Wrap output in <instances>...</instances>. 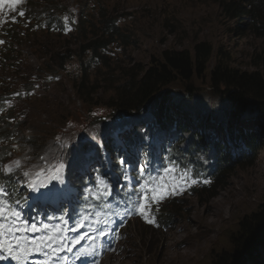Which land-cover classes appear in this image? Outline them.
Instances as JSON below:
<instances>
[{
  "label": "rangeland",
  "instance_id": "obj_1",
  "mask_svg": "<svg viewBox=\"0 0 264 264\" xmlns=\"http://www.w3.org/2000/svg\"><path fill=\"white\" fill-rule=\"evenodd\" d=\"M41 1L20 0L16 3L14 0H0V58L4 57V65L0 63V75L5 81L4 87L0 83V96H3L2 93L5 95L7 87L11 92L9 98L0 100V117L10 108L17 117L16 121H23L22 128L28 129L27 134L34 144V148L24 151L23 147L18 146L19 142L14 144L15 147H8L0 137V174L5 175L3 170L11 166L13 174L9 177L16 181V187L21 190V198L18 199L12 196L11 190L0 185L5 192L0 196V202H3L6 217L5 220L0 219V223L9 224V213L14 212L18 216L11 222H24L27 231L25 236L3 231V236L6 235L13 244H32L28 253L33 257L34 264H44L40 245L60 249L62 242H68L74 251L81 249L99 253L104 258L103 264H211V260L231 254L232 242L235 243L240 237L241 222L264 206V145L252 164L242 167L233 162L230 170L216 180L211 177L197 182L189 169L166 165L146 183L148 199L141 201L140 196L137 205H147L152 201L153 188L159 189L161 195L166 191V198L158 203L153 202L149 211L138 215L137 220L128 222L122 229H102L106 233L103 237L100 232L79 230L83 225L69 229L66 227L67 220L61 224L62 228L57 222L42 220L37 209L41 212L47 209L58 211L59 205L71 201L69 198L77 188L75 177L83 175L79 168L88 158L102 159L100 166H106L107 154L99 140L107 137L116 141L117 133L122 132L125 122L120 124L122 120H115L102 107L89 111L77 100L70 81L71 74L79 75L78 59L74 61V68L60 73V79L55 83L53 80L57 76L49 74L47 80L52 83L45 84L39 69L46 64L44 51L67 44L62 39H71L77 32L68 28V21L76 19L75 10L80 6L86 16L90 11L101 8L116 17L126 15L119 19L128 40L111 44L105 52L112 61L118 60L124 64L131 61L147 64L152 56L157 57L164 50H189L193 44L204 41L209 42L216 53L218 49H224L230 55L232 68L251 72V57L254 52L260 51V47H264V28L257 23L260 32L256 34L249 29L252 24L250 20L245 19L246 22L238 23L239 26L246 24L244 29L231 30L236 25L227 21L221 10L217 9V0H64L63 9L59 14L50 16L51 24L47 27L45 16H27L29 11L38 14ZM60 20L62 26H59ZM97 24L95 13H92V19L85 28L83 22L79 21L77 29L82 28L81 38L70 43L74 52L78 53L83 45L82 40L90 36V27ZM8 30L13 33L8 35ZM4 46H8L7 49ZM40 46L43 47L37 51ZM45 46L48 48L45 49ZM86 57L81 56L82 60ZM95 68H100L96 71L98 73L88 76V83L98 87L95 92L98 97L92 101L106 102L112 94L109 86H116L121 81H116L117 76L107 75L112 66L105 69L101 68V63L95 62ZM29 81L30 86H26ZM190 84L197 93L192 102L185 99L183 87L176 83L169 87L175 95L168 96V103L172 101L180 109L190 108L192 116H202L206 109L213 115L215 108L227 107L223 103L224 96L207 85L196 80ZM177 108H171V113L181 115L182 111ZM187 119V126L196 130L192 124H188ZM7 121L14 124V120ZM2 123L0 121V128ZM244 127L259 134L264 133V124L254 119L245 123ZM10 128L13 129V125ZM80 143L87 145L83 147ZM65 144L66 148L63 147ZM15 161H20L18 169ZM135 164L139 169L146 166L143 159H137ZM59 165L63 166L56 172L54 169ZM25 171L29 173L27 177L23 175ZM109 173L112 181L113 173L110 170ZM123 180L130 190L132 178L126 176ZM33 185L36 188L34 191ZM214 186L218 187L211 195L198 196L205 188ZM173 190L175 194H172ZM49 191L55 192V195H43ZM171 203L174 209L166 213L163 205ZM159 218L164 226L157 223ZM149 219L155 223H149ZM140 226L151 229L149 239L148 235L146 237L140 233ZM103 244L108 247L99 251ZM53 255L58 254L53 251ZM55 262L63 263L64 259L59 257Z\"/></svg>",
  "mask_w": 264,
  "mask_h": 264
},
{
  "label": "trees",
  "instance_id": "obj_2",
  "mask_svg": "<svg viewBox=\"0 0 264 264\" xmlns=\"http://www.w3.org/2000/svg\"><path fill=\"white\" fill-rule=\"evenodd\" d=\"M41 2L38 14L32 11L30 16L33 18L45 16L47 27H50V16L53 13L59 14V11L63 9L64 0H42ZM216 3L217 9L221 10L227 21L234 22L236 25L231 30L244 29L246 24L239 26L238 23L245 19L250 20L252 24L249 29L254 30L256 34L260 32V27L264 28V0H217ZM92 13H95L98 24L90 27L91 31L88 33L90 36H85L78 53L74 52L70 48V43L73 40L77 42L81 38L79 35L82 28L77 29L79 21L83 22L85 28L92 19ZM75 14L76 19H70L68 27L77 32L71 36L72 40L62 39L67 44L63 43L43 52L46 64L43 68L40 67L39 73L41 78H44L45 84L52 83L51 80H47L49 74L57 76L53 80L55 83L60 79V73H67L74 68V61L78 59L79 75L71 74L70 81L77 100L89 111L102 107L110 112L115 120H122L120 124L125 122L122 132L117 133L120 144L116 142L108 145L112 141L107 137L99 140V143L109 147V162L115 175H122L124 170L121 167L132 166L139 155L144 156L145 164L152 160L151 157L155 160L164 159L170 163L181 164L190 156L189 163L195 166L197 174L203 170L202 164L205 167L203 175L197 177L198 182L211 177L216 180L218 176L230 170L233 162L243 167L255 161L264 145V133L253 132L246 129L244 125L250 123L252 119L264 124V47H260V51L254 52L251 57L253 68L251 72L232 68L230 55L224 49H218L216 53L213 46L204 41L193 44L189 50L178 52L164 50L157 57L152 56L147 64L134 61L124 64L125 62L120 63L118 60L112 61L105 52L111 44L119 41L124 43L128 40L119 19L125 18L126 15L121 14L116 17L117 15L108 14L101 8L98 11H90L86 16L81 6L75 10ZM58 23L62 26L61 20ZM257 23L260 27L256 25ZM12 33L11 30L7 31L8 35ZM8 46L4 48L7 49ZM42 47H38L37 51H40ZM46 48L48 47L45 46ZM82 55L84 57L87 55V59L82 60ZM3 60L4 57L0 58V63ZM212 61H214L213 64H211ZM95 62L101 63V68L105 67V69L112 66L107 75L117 76L116 81H121L116 86L112 84L109 86L112 88V94L106 102L92 101L98 97L95 93L98 87L95 88L94 84L88 83V76L100 69L95 68ZM192 80L202 82L217 94L223 95L225 98L223 103L227 107L222 106V109L214 110L212 108L211 110L215 111L213 115H210L209 110L206 109L202 116H192L190 108L180 109L174 102L168 103V96L175 95L169 87L176 83L183 87L182 95L185 99L189 103L192 102L197 95L195 89L190 86ZM0 83L4 87L5 81L1 75ZM30 84V81L26 82V86ZM4 93L5 95L2 93L3 96H0V100L9 98L11 95L8 87ZM171 108L180 109L181 115L172 114ZM3 116L0 117V121H3L0 137L5 141L4 143H7L5 145L15 147L14 144L19 142L18 146L23 147L24 151L34 148L27 134L28 129L22 128L23 121L18 123L17 117L10 108ZM186 118H189L188 124L194 127L203 124L205 134L201 136L195 129L187 126ZM8 119L14 120V124L7 121ZM12 125L13 129L10 128ZM141 128H143L142 132L139 131ZM258 128L262 129L263 126ZM208 132L213 133L210 141ZM217 135L224 137L223 145L220 144L221 139ZM80 144L83 147L87 145V143ZM66 145L63 147L66 148ZM124 160L127 163L121 164ZM188 165L186 163V167ZM127 172L131 174L134 181L142 180L144 173H147V171L141 173L138 166L131 167ZM99 176L105 179L107 177L102 172ZM94 178L97 177L79 178L80 183L77 184L74 201H71L76 204L77 210H86L88 204L101 202L97 188L94 187V192L90 190L94 186L92 183ZM12 180L11 177L0 174V183L7 185ZM87 187H89L88 190ZM217 187L205 188L204 192L198 196L201 198L211 195ZM173 206V203L165 206V212L174 209ZM51 216L59 218L57 213H52L47 220H50ZM75 217L79 218V215ZM247 219L240 224V237L235 243L232 242L231 254L219 256L211 260V264H241V262L242 264H264L262 255V251L264 252V206L258 213L250 215ZM159 224L164 226L162 219ZM140 227V233L145 234L146 237L148 235L149 239L151 229L145 226Z\"/></svg>",
  "mask_w": 264,
  "mask_h": 264
},
{
  "label": "snow or ice",
  "instance_id": "obj_3",
  "mask_svg": "<svg viewBox=\"0 0 264 264\" xmlns=\"http://www.w3.org/2000/svg\"><path fill=\"white\" fill-rule=\"evenodd\" d=\"M14 2L19 3L20 0H14ZM20 15L23 16L24 13L21 12ZM126 163H127L126 160L121 161V164H126ZM14 164H15V167L17 169L20 167V161H15ZM62 166L63 165H59V166L55 167L54 170L56 172H59V169ZM3 171H4V174L8 175V176H11L13 174L11 166H6ZM140 171H141V173H143L144 169L141 167ZM23 175L25 177H27L29 175V173L27 171H25V172H23ZM102 183H103V181H102ZM42 186L43 187H47V185H42ZM32 190L33 191L36 190L35 185H33ZM152 193H153L152 202H156V203H158L160 200H163L164 198H166V195L168 194L165 191L164 194L161 195L160 194V190L159 189H155V188L152 189ZM105 194L106 195H110V193L107 192V188L105 189ZM172 194H175V190H173ZM2 195H5V192H4V190L2 188H0V196H2ZM43 195H46V196L47 195H55V192L49 191L48 193H44ZM146 199H148V192L147 191H145V192H143L141 194V201L146 200ZM137 208H139L141 210V214H143V211L147 210V206L145 204H143V203L138 204ZM4 212H5V208L3 206V202H0V219L4 218ZM15 216H18V214L14 213V212H10L9 213V217L10 218L11 217H15ZM148 222L149 223H155V221L152 220V219H149ZM4 228H5L4 224L0 223V238H2V236H3ZM33 228H35V226H33ZM15 230L18 231L19 229L16 228ZM8 232H9L10 235L13 234V225L11 223L8 224ZM99 234H100L101 237L106 235V233L104 231H102V230L100 231ZM2 250H3V243H2V239H0V251H2ZM8 250L15 253V255L12 257V259L17 260L18 264H20V261L26 259V256H27V253H28V249L27 248H22L19 243L13 244V243L9 242Z\"/></svg>",
  "mask_w": 264,
  "mask_h": 264
},
{
  "label": "clouds",
  "instance_id": "obj_4",
  "mask_svg": "<svg viewBox=\"0 0 264 264\" xmlns=\"http://www.w3.org/2000/svg\"><path fill=\"white\" fill-rule=\"evenodd\" d=\"M203 124H201V125H199V126H195V128H196V131L199 133V132H201V134L199 133V135H201V136H203L204 134H205V132H204V128H202L203 126H202ZM201 130V131H200ZM208 139H209V141L211 140V138H212V134L213 133H210V132H208ZM217 137H219L221 140H220V144L221 143H225V141H224V137H222V136H220V135H217ZM222 144V145H223ZM193 155H195V154H193ZM196 157H198L197 155H195ZM189 158H191L190 156H188L181 164H177V163H171V165H173V166H176V167H178V168H180V169H182V170H184V169H189L190 171H191V173H192V175L194 176V177H196V180H197V182H198V179H197V177H199V176H201L200 175V173L201 174H203L204 173V169H205V167H204V164H202V168H203V170H201L200 171V173H196V168H194L190 163H189ZM200 158V157H199ZM202 159V158H201ZM202 162L204 163V160H202ZM186 163H188L189 165H188V167H186ZM174 199V198H173ZM173 203H175V202H173ZM174 205V204H173Z\"/></svg>",
  "mask_w": 264,
  "mask_h": 264
},
{
  "label": "bare ground",
  "instance_id": "obj_5",
  "mask_svg": "<svg viewBox=\"0 0 264 264\" xmlns=\"http://www.w3.org/2000/svg\"><path fill=\"white\" fill-rule=\"evenodd\" d=\"M168 164H171V163H168ZM91 178V177H90ZM93 178V177H92ZM134 182V181H133ZM71 204V201H69V205ZM4 254V251H0V255H3ZM28 254V253H27ZM1 262V260H0ZM22 262L23 264H32V262H29V259H28V256H26V259L20 261ZM72 264H75V263H72Z\"/></svg>",
  "mask_w": 264,
  "mask_h": 264
}]
</instances>
